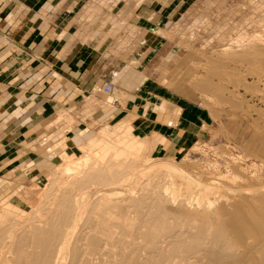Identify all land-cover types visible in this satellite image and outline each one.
Listing matches in <instances>:
<instances>
[{
	"label": "rangeland",
	"instance_id": "1",
	"mask_svg": "<svg viewBox=\"0 0 264 264\" xmlns=\"http://www.w3.org/2000/svg\"><path fill=\"white\" fill-rule=\"evenodd\" d=\"M118 1L120 0H94L92 4H96H94L95 11L102 13L101 10L107 8L106 6L118 3ZM102 19V24L108 20L109 25L113 27L112 36H115L116 32L122 31L121 37L123 38L118 40L120 44L126 39L135 38L136 33L123 19ZM171 34L173 67L167 74L171 73L169 76H172L173 79L171 81L167 77L166 81L173 82L167 83L169 86L173 84V104L176 102L181 105L177 112H173V116L178 119V125L173 129L159 127L157 130L148 131L147 129H132L133 118L131 117L123 121L125 123L128 121L126 124L130 127L131 138L146 141L145 143L140 140L141 150L136 153L147 159V163L152 164V167L147 170V174L158 176V181L154 180L159 183V185L157 184L159 188L170 182L168 174L175 176L171 181L178 190V196L170 204V207L197 210L194 201L196 199L195 191L198 190L193 187L184 188L182 184L180 185L183 177L189 175L201 185L203 183L211 190L213 189L212 193L216 197H214L216 201L209 210L217 213L224 210L225 213L230 208V204L239 203L245 199L241 192L247 186H252L251 188L264 186V68H262L264 67V55L255 58L258 53L264 54V0H173ZM161 99L168 100L160 97L158 101L161 102L159 115H168L171 107L169 103ZM189 106L191 112H184L183 110ZM173 109H175L174 106ZM179 112H182L181 115L178 114ZM56 121H64L70 127L74 123L69 114H59ZM118 122L119 120H113L112 123H91L86 137L76 140L77 142H55L57 136L48 138L49 143L41 149L50 147L51 144L53 151L58 152V156L42 168L45 170L43 178L28 177V179H24L25 181L18 182L17 185H8L5 180L0 181L3 189L7 186L6 191L0 189V213H2L5 204L14 206L18 209V214L14 216L22 214V217L19 215L20 217L15 218L18 221L11 217V220L17 223L22 218H24L22 220L31 218L32 214L35 217L38 211L40 215L49 212L50 210L46 209L51 208V199L54 194L58 193L57 189H59L58 186L62 179L72 178L71 175L60 178L55 174L56 169L72 158H75L76 161L77 159L82 160L81 165L89 162L90 151L82 149L87 146L86 141L94 136L97 138V135H100L103 130L111 132ZM149 132H156L155 134L163 136L164 142L159 144L161 140L158 137H151L152 134L147 137ZM121 136L125 139L129 138L125 134ZM65 153L68 154L66 158ZM75 159L74 162H76ZM152 169L156 171L152 173ZM150 171L151 173H149ZM22 172L24 170L21 171L19 168L18 174ZM2 174L3 172L0 173V176ZM133 177L134 175H130L123 186L113 188L111 193L116 192L121 195L117 196L118 194H116L117 198H126L128 194L136 193L133 197H138L140 194H144V191L148 193L149 190H154L153 183H151L154 180L149 182V177L142 175ZM187 181L191 183L188 186L194 185L192 180ZM94 188L89 187L81 192L84 199L78 200L81 209L76 214V225L70 230V242L76 240L85 231L86 226L83 227V222L92 217L90 210L91 204L94 202L92 199L95 198L96 201V198L99 197L96 195L101 194L97 193V188ZM143 189L144 191H142ZM224 190L228 191L227 194L223 193ZM237 191L239 195H237ZM122 198L119 199L122 200ZM191 198L194 201H191ZM218 206L228 209L223 208L220 211ZM229 210L230 214L235 211V208H233L234 211ZM181 218L178 220L173 218V223H178L177 227L179 229L182 227L180 233H184L183 235L188 237L190 223L186 221V218ZM22 220L20 222H23ZM90 220L89 223L92 222ZM178 253L173 255L175 262L186 256L184 252ZM6 254L4 255L5 259H9L10 257ZM143 255L145 254L143 253L142 257H139L142 261ZM61 258L62 260L60 259L57 264H69L68 250L63 253ZM196 260L191 257L189 261L196 264ZM197 264H201V262Z\"/></svg>",
	"mask_w": 264,
	"mask_h": 264
},
{
	"label": "crops",
	"instance_id": "2",
	"mask_svg": "<svg viewBox=\"0 0 264 264\" xmlns=\"http://www.w3.org/2000/svg\"><path fill=\"white\" fill-rule=\"evenodd\" d=\"M93 1L0 0V181L8 185L44 177L42 168L58 156L51 144L41 149L50 137L72 143L91 123L129 117L132 129L178 125L173 112L181 105L167 84L173 0H120L102 13ZM102 18L123 19L137 36L120 44L122 31L112 36ZM104 83L113 84V94L99 90ZM160 97L168 99H161L168 115H159ZM59 114L71 116V127L56 121ZM155 133L147 137L162 144Z\"/></svg>",
	"mask_w": 264,
	"mask_h": 264
},
{
	"label": "bare ground",
	"instance_id": "3",
	"mask_svg": "<svg viewBox=\"0 0 264 264\" xmlns=\"http://www.w3.org/2000/svg\"><path fill=\"white\" fill-rule=\"evenodd\" d=\"M263 55L258 53L255 58ZM126 123L122 121L111 132L103 130L97 138L94 136L86 141L87 146L82 149L90 151L89 162L81 165L82 160L72 158L56 169L55 174L60 178L68 175L72 178L65 177L59 183L58 193L51 199V208L46 209L49 212L40 215L38 211L35 217L31 213V218H22L23 222L19 220L15 223V218L20 215L14 216L18 214V209L9 204L4 205L0 213V264H57L66 250L69 264H192L189 261L191 257L197 259L196 264H264V186H247L241 192L245 199L230 204L232 210L235 208L234 212L229 214L230 208L218 206L220 211L223 208L228 210L217 213L209 210L216 201L213 189L185 175L180 185L198 190L195 191V201L190 199L196 204L197 210L173 209L170 204L178 196V190L171 181L175 176L168 174L170 182L159 188V183L154 180L158 176L147 174L152 164L136 153L141 150L140 140H145L131 138L130 127ZM122 134L129 138H123ZM65 155L66 158L68 154ZM68 167L72 169L69 170ZM155 171L154 169L152 173ZM130 175L147 176L149 182L154 180L155 182H151L154 190L145 193L143 189L144 194H137L138 197H133L135 193L128 194L124 199L117 198L120 194L111 193L112 189L123 186ZM187 180H192L194 185L188 186L191 183ZM89 187H95L98 189L97 193H101L96 195L99 196L96 201L95 198L92 199L94 202L91 201L92 217L89 220L92 218V222L84 221L85 231L70 242V230L76 225V214L81 209L78 200L84 199L81 192ZM226 192L228 191L224 190L223 193ZM11 217H14V222ZM181 217L190 223L188 237L180 233L182 227L179 229L178 223H173V218L178 220ZM139 252L145 254L143 261L139 258L143 253ZM178 252H184L186 256L175 262L173 255ZM5 253L9 259H5Z\"/></svg>",
	"mask_w": 264,
	"mask_h": 264
},
{
	"label": "built area",
	"instance_id": "4",
	"mask_svg": "<svg viewBox=\"0 0 264 264\" xmlns=\"http://www.w3.org/2000/svg\"><path fill=\"white\" fill-rule=\"evenodd\" d=\"M99 90L111 95L113 94V85L111 83H104Z\"/></svg>",
	"mask_w": 264,
	"mask_h": 264
}]
</instances>
